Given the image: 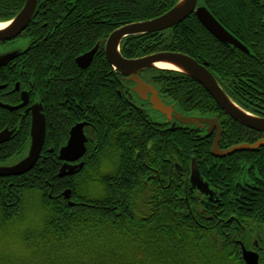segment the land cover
I'll use <instances>...</instances> for the list:
<instances>
[{"label":"trees","instance_id":"16d2710c","mask_svg":"<svg viewBox=\"0 0 264 264\" xmlns=\"http://www.w3.org/2000/svg\"><path fill=\"white\" fill-rule=\"evenodd\" d=\"M25 1L0 0V23L14 18ZM177 2L39 0L16 67L0 71V84L19 83L34 103L41 101L42 87L46 104L38 163L23 176L0 178V264H244L240 245L264 263V149L215 159L203 129L176 124L171 131L139 109L102 47L87 70L75 63L118 28L157 18ZM198 6L227 31L224 22L240 21L243 28L235 35L246 39L241 41L249 55L216 40L191 15L170 30L124 39L122 56L184 54L208 63L222 87L242 66L262 61L264 0H199ZM25 50L29 56L23 59ZM143 74L178 112L223 115L183 74L158 69ZM260 110L256 115L264 116ZM77 123L87 124L83 167L59 179L58 152ZM221 126V148L255 141V133L245 130L249 134L243 137L244 129L231 119ZM6 128L14 134L0 145V166L24 158L30 143V118L20 111L0 108V132ZM192 159L217 202L190 190ZM66 190L68 201L62 196ZM116 240L126 245L121 251L114 249Z\"/></svg>","mask_w":264,"mask_h":264},{"label":"water","instance_id":"95a60500","mask_svg":"<svg viewBox=\"0 0 264 264\" xmlns=\"http://www.w3.org/2000/svg\"><path fill=\"white\" fill-rule=\"evenodd\" d=\"M198 1L178 0L169 11L157 18L132 23L113 31L107 37L106 42L102 43L105 45L104 53L108 64L120 76L127 78L134 84L132 92L140 99L147 101L154 112L161 114L167 120H174L170 129L171 131L174 130L176 123L183 126H195L200 129H204V126L208 125L207 138L216 130L215 139L210 151L212 157L221 159L235 153H253L264 149V139H261L252 145L241 144L228 150H220L218 144L221 130L216 120L184 116L177 112L174 106H165L160 100L158 92L139 78V73L143 71L159 69L157 67L159 64L167 65L172 69L161 70L177 72L190 78L203 87L217 103L221 111L234 122L244 128L264 134V119L252 116L235 106L221 90L213 76L206 70L208 64H199L190 57L180 53L162 52L133 60H126L120 54V44L124 39L170 30L184 22L191 15H195L203 28L216 40L246 52L244 46L227 32L204 6H198ZM38 2L39 0H26L23 8L14 18L8 22L0 23V25H5L0 29V42H9L16 39L25 31L32 20ZM98 47L99 45H96L91 51L76 58L75 63L79 69L86 70L90 67L98 51ZM16 54L14 52L0 56V69L13 61L17 56ZM21 101V104L18 106L11 107L0 104V108L9 112H15L24 108L28 104V96L24 92L21 94ZM28 113L31 114V124L30 143L27 153L24 158L16 163L0 166V178L20 177L29 173L41 157L46 134V121L42 113V107L40 105H33L26 110V114ZM86 126V123L75 124L70 129L66 144L60 148L58 160L62 165L57 175L59 179L71 177L82 169L83 163L81 160L86 154L87 139L84 134ZM13 134L14 130H2L0 132V145L9 142ZM190 185L191 191L196 190L200 194L212 198V192L208 184L202 180L194 159L191 161ZM62 196L68 201L70 199V191L66 190ZM72 205L71 203L70 206ZM241 255L245 264H260L258 254L246 250L242 245Z\"/></svg>","mask_w":264,"mask_h":264},{"label":"flooded vegetation","instance_id":"af4514ba","mask_svg":"<svg viewBox=\"0 0 264 264\" xmlns=\"http://www.w3.org/2000/svg\"><path fill=\"white\" fill-rule=\"evenodd\" d=\"M246 1V0H245ZM249 3H244L243 7L242 8H245L244 11L248 10V7H249ZM255 7V5H254ZM243 14V13H242ZM240 14V15H242ZM238 15V13H237ZM239 15V19H241ZM242 21V20H241ZM223 25L225 27H229L230 28V31H227L224 27V29L229 32L242 46H244V48L246 49V52L243 51V50H240L234 46H232L234 49H236V51H240L241 53H245L243 55H249V49L247 46H245L242 41H246V39L244 37H237L235 34H237L236 32V28H243V25L242 23L239 21H237V19H234L232 17V19L229 21V24L224 22ZM259 26L260 27H263L264 26V19L260 20L259 21ZM25 31L19 36L17 37L16 39H13L9 42H0V47L2 46H6L10 43H14V42H17V41H21L23 42L25 45L27 43V38L25 37L24 35ZM107 40V38L105 40H101L99 43H97L96 45H99L98 49L100 47L103 48V51H104V48H105V45L102 44L103 42L105 43ZM242 40V41H241ZM122 43V42H121ZM95 45V46H96ZM94 46V47H95ZM121 46V45H120ZM93 47V48H94ZM26 48V47H25ZM92 48V49H93ZM91 49V50H92ZM24 49L22 50H17L15 51V53L19 52V51H23ZM90 50V51H91ZM89 52V51H88ZM87 53V52H86ZM83 55V54H82ZM105 55V53H104ZM122 55V54H121ZM256 57L258 56V54H255ZM27 56H29L27 54V50H25L24 54L21 56L23 57V59H25ZM187 56V55H186ZM80 57V56H79ZM124 59L126 60H133L131 58H125L124 56H122ZM189 57V56H188ZM78 58V57H77ZM106 58V56H105ZM191 58V57H190ZM138 59V58H136ZM193 59V58H191ZM76 60V59H75ZM107 60V59H106ZM194 60V59H193ZM17 57L11 61L10 63H8L5 67H2L0 69V71L2 70H7V69H13L16 67L17 63ZM196 61V60H195ZM233 61H238L237 60V56L235 53H233ZM197 62V61H196ZM256 62L259 63V59L257 58ZM108 63V61H107ZM198 63V62H197ZM206 62H203V63H199V64H204ZM208 64V63H206ZM258 65H264V54H263V57H262V61L258 64ZM258 65L256 67H252V66H248V65H245V66H242V68H239L238 71L234 72L231 76V79H230V82L231 84L228 86V87H222L220 86V84L218 83V81L215 79L214 77V74H212L209 70V64L207 65L206 67V70L213 76V78L216 80L217 84L219 85V87L221 88V90L226 94V96L232 101V103L237 106L238 108H240L241 110L247 112L248 114L252 115V116H255V117H258V118H262L264 119V116H258L256 114H262V111L260 109H263L264 108V99L262 98V95L264 97V69L262 70L261 68L258 67ZM81 70V69H80ZM87 70V69H86ZM81 71H85V70H81ZM116 72V71H115ZM145 71L139 73V78L144 82L146 83L147 85L149 86H152L157 92H158V96L160 98V100L163 102V104L165 106H174V104H170L169 102H167L165 99H163L162 95H161V92L156 89L153 85H151L150 83H148L145 78H144V73ZM118 73V72H117ZM119 74V73H118ZM186 77V76H185ZM119 78L121 80V86L123 88V91L124 92H127V89L129 90V93L127 95V97H130L132 98V101L136 104V106L139 108V109H142V110H145V111H148L150 110V105H148L147 101H144L142 99H140L136 94H134L132 92V88L134 86V84L132 82H130L127 78L125 77H122L120 76L119 74ZM188 78V77H187ZM190 79V78H189ZM191 80V79H190ZM49 81V80H48ZM193 81V80H192ZM224 81V80H222ZM46 82V80H45ZM193 83H195L196 85H198L199 87H201L199 84H197L196 82L193 81ZM18 86V88H16ZM202 90H204L206 92V90L201 87ZM26 93L27 96H28V104L27 106H25L24 108L20 109V110H17L15 112H18L20 111L21 113V116L24 118V117H29L30 118V124H31V114L28 113L26 114V110L29 109L31 106L33 105H40L42 107V113L44 114V117H45V109H46V104H45V100H43L42 97H44V93H43V89L41 87L40 89V94L37 95L38 98H40L41 101H37V102H33L31 101V97H30V92L25 90L19 83H15L13 86L7 84V83H3V84H0V104H3V105H7V106H11V107H15V106H18L21 104V94L22 93ZM207 93V92H206ZM37 94V92H36ZM208 94V93H207ZM209 95V94H208ZM36 95H33V97H35ZM13 97H15V101H13ZM209 97L213 100V98L209 95ZM214 101V100H213ZM9 102H12V103H9ZM214 103L216 104L217 108L218 105L217 103L214 101ZM12 104V105H10ZM260 104V105H259ZM2 109V108H1ZM4 110V109H3ZM219 110L221 111V109L219 108ZM7 111V110H5ZM177 111V110H176ZM9 112V111H7ZM15 112H10V113H15ZM222 112V111H221ZM223 113V112H222ZM158 115L161 116V119H162V125H168V129H171V126H172V123L174 122V120H167L165 117H163L161 114L159 113H156ZM182 114V113H181ZM184 116H188V117H195V118H203V119H214L216 120L217 124L220 126V130H221V134H220V140H219V144H218V148L222 151L224 150H228L234 146H237V145H241V144H247V145H252L254 143H256L257 141L261 140V139H264V134L262 133H258L256 131H253V130H249L247 128H244L242 127L241 125H238L240 127H242L244 130L241 131V134L242 136L244 137L245 135H248L249 132L248 131H251L253 133L256 134V137L254 138L255 141H253L251 143L250 139L247 138L246 142H241L240 144H234V145H229V146H226V147H223L221 148L220 147V142H221V139H222V136H223V130H222V126H221V121L225 120V119H231L229 118L227 115H225L223 113V115L221 113H219L218 115L216 116H203V115H197L195 113H192V114H189V115H186V114H183ZM232 120V119H231ZM46 121V119H45ZM233 121V120H232ZM234 122V121H233ZM236 123V122H235ZM178 124V123H176ZM207 128H208V125H205L204 126V129H203V132L205 133V136L207 137ZM7 129V128H6ZM245 130H248V131H245ZM70 132V131H69ZM215 135H216V130H214V132L212 133V135L209 137L210 139H212V144H213V141L215 139ZM253 135V134H252ZM69 137V136H68ZM211 151V149H210ZM238 154H241V153H235L229 157H225V158H215V159H218V160H223V159H226V158H231L233 157L234 155H238ZM243 154V153H242ZM246 154V153H245ZM264 168V166H263ZM249 170V169H248ZM247 170V171H248ZM264 170V169H263ZM245 178L248 177L247 175V172H246V175L244 176ZM221 180H225V176L221 178ZM243 179H240V182L242 181ZM189 182H190V179H189ZM210 189V188H209ZM190 190H191V185H190ZM211 191V190H210ZM212 192V191H211ZM213 195V194H212ZM210 200L212 202H217V200H214V197L212 196V198H210ZM260 251V250H258Z\"/></svg>","mask_w":264,"mask_h":264},{"label":"rangeland","instance_id":"374dc122","mask_svg":"<svg viewBox=\"0 0 264 264\" xmlns=\"http://www.w3.org/2000/svg\"><path fill=\"white\" fill-rule=\"evenodd\" d=\"M26 47V45L21 42V41H17V42H14V43H10L6 46H2L0 47V56L2 55H6V54H11V53H14L15 51L17 50H22ZM148 114L150 115V119L153 121V122H156V123H162V119H161V116L158 115V114H155V113H152L150 110L147 111ZM115 245L114 249L116 250H119L121 251L122 248L121 247H125V243L121 242V241H114L113 242V246ZM101 247V246H99ZM103 247V246H102ZM121 254V252H120ZM126 261L129 263L132 262V260L130 259V257H127Z\"/></svg>","mask_w":264,"mask_h":264},{"label":"bare ground","instance_id":"6f19581e","mask_svg":"<svg viewBox=\"0 0 264 264\" xmlns=\"http://www.w3.org/2000/svg\"><path fill=\"white\" fill-rule=\"evenodd\" d=\"M5 25H0V29L3 28ZM159 69H172L171 67L167 66V65H163V64H159L157 66Z\"/></svg>","mask_w":264,"mask_h":264}]
</instances>
